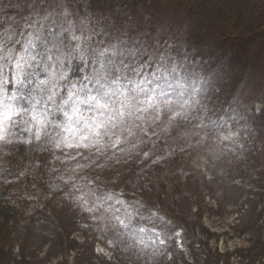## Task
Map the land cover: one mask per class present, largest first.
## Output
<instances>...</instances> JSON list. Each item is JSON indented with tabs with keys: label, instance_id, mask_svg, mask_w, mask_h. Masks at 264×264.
I'll return each instance as SVG.
<instances>
[{
	"label": "clouds",
	"instance_id": "9594fccd",
	"mask_svg": "<svg viewBox=\"0 0 264 264\" xmlns=\"http://www.w3.org/2000/svg\"><path fill=\"white\" fill-rule=\"evenodd\" d=\"M189 182L245 222L264 194V80L129 0H0L4 264H197L200 206L181 216L170 196ZM229 236L220 251L255 243Z\"/></svg>",
	"mask_w": 264,
	"mask_h": 264
},
{
	"label": "rangeland",
	"instance_id": "374dc122",
	"mask_svg": "<svg viewBox=\"0 0 264 264\" xmlns=\"http://www.w3.org/2000/svg\"><path fill=\"white\" fill-rule=\"evenodd\" d=\"M138 11L156 19L168 18L185 27L194 42L210 54L229 56L240 72H249L257 80H264V0H129ZM233 34L232 40H226ZM170 196H174V210L181 216L190 212L193 204H199L198 218L189 217L190 232L195 236L198 232L203 242L211 244V248L197 256V264H241L240 256H244L249 264H264V194L254 195L246 203L251 207L247 219L237 224L233 212L221 205L219 208L205 205L199 197L198 188L189 182L177 185ZM209 227L201 229V222ZM211 229V230H210ZM241 230L250 232L255 241L251 249L237 252L220 249L223 236L231 239L229 232L239 234ZM9 232L0 233V249ZM25 259L18 264H35L34 260ZM0 264H4L0 257Z\"/></svg>",
	"mask_w": 264,
	"mask_h": 264
},
{
	"label": "trees",
	"instance_id": "16d2710c",
	"mask_svg": "<svg viewBox=\"0 0 264 264\" xmlns=\"http://www.w3.org/2000/svg\"><path fill=\"white\" fill-rule=\"evenodd\" d=\"M0 226H4V222H0ZM3 236V233H1Z\"/></svg>",
	"mask_w": 264,
	"mask_h": 264
}]
</instances>
